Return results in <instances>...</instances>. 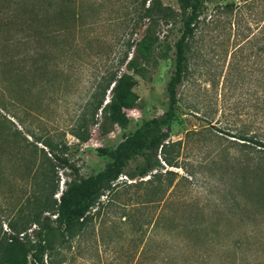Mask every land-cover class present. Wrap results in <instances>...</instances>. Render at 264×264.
Instances as JSON below:
<instances>
[{
    "label": "rangeland",
    "instance_id": "374dc122",
    "mask_svg": "<svg viewBox=\"0 0 264 264\" xmlns=\"http://www.w3.org/2000/svg\"><path fill=\"white\" fill-rule=\"evenodd\" d=\"M159 1L176 14L157 29L160 41L172 46L180 37V6ZM202 2L161 158L166 162L145 178H119L83 222L44 231L46 264H264V202L258 200H264V148L239 140L264 141V0ZM130 5L82 0L83 53L48 62L49 84L28 63L31 76L21 78L19 64L0 48V264L12 236L24 243L36 239V215L54 218L51 211L70 179L69 171L45 160L43 142L63 152L82 177L92 176L120 142L167 110L172 51L135 78L124 125L101 128L99 118L91 121L90 98L104 63L95 53L116 46L120 30L111 21L124 15L128 24ZM12 9L0 0V17ZM93 16L98 24L91 26ZM5 37L0 29V47ZM56 69L62 72L57 78ZM83 115L87 126L79 122ZM164 224L175 227L171 235Z\"/></svg>",
    "mask_w": 264,
    "mask_h": 264
},
{
    "label": "trees",
    "instance_id": "16d2710c",
    "mask_svg": "<svg viewBox=\"0 0 264 264\" xmlns=\"http://www.w3.org/2000/svg\"><path fill=\"white\" fill-rule=\"evenodd\" d=\"M3 2L11 8L13 5L14 9L3 11L0 17V29L6 34L0 48L5 53V58L13 59L19 64L16 72L21 78L31 76L32 70H28L26 66L28 63L35 67L34 75L42 77V81L49 84L46 78L48 62L63 59L74 53H83L79 43L80 27L84 19L80 11L82 0ZM129 2L132 7L129 23L123 20L124 15L111 21L120 30L117 33L116 46L106 55L95 53L104 63L90 98L95 103L91 121L96 124V119L99 118L101 128L108 124L124 125L128 120L126 111L131 108L130 96L137 84L135 78H144L151 68L160 60H166L172 51L174 63L172 75L167 83V110L157 121L141 126L120 142L113 151L112 160L92 176L82 177L78 167L73 165L63 152L49 141L43 142L49 150V156L42 151L45 160L55 167L69 171L70 179L63 183L64 188L51 211L54 218L41 219V216L36 215L34 222L39 226L36 239L24 243L17 236H12L11 242L2 246L1 260L5 264H27L28 257L30 264H46L45 257L49 247L42 239L44 231L62 229L70 220L83 222L105 193L113 190L116 186L113 185L120 177L124 176L130 181L145 178L157 171L161 163L167 160L166 157L163 161L161 158L162 154L165 155L171 124L179 110L178 89L189 70V42L195 33L203 2L178 0L182 13L180 37L172 46L160 41L157 29L160 23L169 25L174 22L176 14L162 6L159 0ZM97 20L98 18L93 16L90 25H97ZM105 56L106 59H103ZM36 65H39V68H36ZM61 73L59 69L54 70L55 78ZM79 122L87 126L89 121L83 115L79 117ZM239 140L264 148V141L248 137H240ZM138 159H141V162L132 172L128 171L129 164ZM58 192L56 183L52 194ZM258 200L264 202L262 197ZM163 228L166 234L170 235L175 229L173 225L167 224H164Z\"/></svg>",
    "mask_w": 264,
    "mask_h": 264
},
{
    "label": "built area",
    "instance_id": "2783aa9c",
    "mask_svg": "<svg viewBox=\"0 0 264 264\" xmlns=\"http://www.w3.org/2000/svg\"><path fill=\"white\" fill-rule=\"evenodd\" d=\"M120 178H122V177H120ZM123 178H126V177H123Z\"/></svg>",
    "mask_w": 264,
    "mask_h": 264
}]
</instances>
